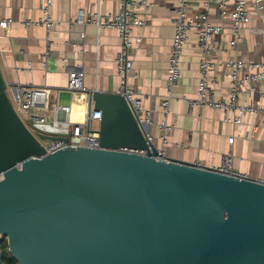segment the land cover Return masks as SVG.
I'll return each mask as SVG.
<instances>
[{
	"label": "water",
	"instance_id": "obj_1",
	"mask_svg": "<svg viewBox=\"0 0 264 264\" xmlns=\"http://www.w3.org/2000/svg\"><path fill=\"white\" fill-rule=\"evenodd\" d=\"M91 106L101 148L46 154L68 138L28 128L0 66V244L19 264H264L263 180L164 156L119 91Z\"/></svg>",
	"mask_w": 264,
	"mask_h": 264
},
{
	"label": "crops",
	"instance_id": "obj_2",
	"mask_svg": "<svg viewBox=\"0 0 264 264\" xmlns=\"http://www.w3.org/2000/svg\"><path fill=\"white\" fill-rule=\"evenodd\" d=\"M148 2L151 6L143 13L146 26L133 30L134 36H141L142 41L131 50L134 62L127 84L135 89L144 107L152 110L150 131L155 136L154 143L166 157L209 167L219 166L223 155L231 152L240 172L264 181L261 112H248L240 124H233L224 120V112L219 109L195 106L193 113L189 111V100L197 96L199 61L203 56L195 31L190 32L183 50L182 75L172 89L166 117L171 129L168 141L162 142L160 122L165 118L162 100L169 85L168 65L178 0ZM248 2L251 19L243 30L244 43L230 46L228 42L233 34L226 21L221 37L228 42L210 54L216 61L211 79L219 98H229L231 80L226 66L229 59L241 56L246 60L264 61V0ZM256 2L260 7L255 6ZM46 4L47 0H0V15L14 19L9 29L0 27V66L7 90L11 93L12 87L18 84L49 86L52 100L61 105L72 104L73 118L83 120L84 102H72V93L66 87L69 72H82L90 90L118 91L121 78L116 57L121 38L115 29L98 31L94 24L76 19L80 12L116 13L122 0H51L50 16L54 24L50 29L36 23L45 19ZM201 6L202 0H193L187 9L194 12ZM211 16L213 21H221L215 7L211 8ZM81 32H86V37L82 38ZM63 58H67L66 64ZM238 101L263 105L264 82L252 92L243 90ZM231 136L235 137L233 143L229 141Z\"/></svg>",
	"mask_w": 264,
	"mask_h": 264
},
{
	"label": "built area",
	"instance_id": "obj_3",
	"mask_svg": "<svg viewBox=\"0 0 264 264\" xmlns=\"http://www.w3.org/2000/svg\"><path fill=\"white\" fill-rule=\"evenodd\" d=\"M192 1L178 0V5L175 8V33L168 65L169 85L167 94L162 100L165 118L160 122L163 143L168 141L171 127L166 117L169 113L170 100L173 96L172 89L182 75L183 50L191 31H195L197 34V45L203 56L199 61L197 96L189 100L190 113H193L195 106H207L222 110L224 112V120L233 124H240L243 116L248 112H261L264 118V104L255 106L252 104H241L238 101V96L243 90L252 92L255 90L256 85L264 82V61L246 60L244 57L237 56L226 62V66L229 69L228 76L231 80L230 94L227 99L217 96L215 82L211 79V73L215 69L216 61L210 57V54L218 52L228 42L221 37L225 22H229L233 34L228 42L230 46L237 47L245 41L243 30L251 19L248 0H202L200 9L189 12L187 7ZM258 5V2H256L255 6L257 8L260 7ZM50 6L51 0H47V4L44 7L45 19L36 22L45 24L48 29L54 24L50 16ZM150 6L151 4L148 0H122L121 8L116 13L102 14L96 12L88 15L80 12L76 19V21L94 24L98 31L117 30L121 38V48L116 57L117 72L121 78V87L118 91L126 97L148 144L155 141V136L150 131L152 110L144 107L142 99L137 95L135 89L127 84V77L131 73L134 62L131 50L142 41L141 36H134L133 30L136 27L144 28L146 26L147 20L143 13ZM213 7L216 8L219 14L220 22H215L212 19L211 8ZM13 21L12 17H2L0 15V27L3 29H9ZM26 23L30 24L31 22ZM80 36L82 38L86 37V32H81ZM63 63H67V58H63ZM66 87L72 93V102H84L83 120H75L73 118L72 104L61 105L56 102L52 105L51 88L49 86L18 84L12 87L9 96L15 110L34 134L42 133L68 138L67 140H41L46 154L64 149L65 146L101 148L99 133L96 131L98 127H95L93 123L94 121H100L103 112L94 106L89 108V102L95 90H90L86 86L84 74L80 71L69 72ZM234 138V136H231L229 141L233 143ZM118 150L146 154L143 149L121 147ZM157 158L162 157L158 155ZM196 164L200 165L199 163ZM18 166L20 167V164ZM214 168L215 171L225 175L238 178L248 177L235 167L234 156L231 152L224 154L221 164ZM3 179L4 173L0 172V182Z\"/></svg>",
	"mask_w": 264,
	"mask_h": 264
},
{
	"label": "trees",
	"instance_id": "obj_4",
	"mask_svg": "<svg viewBox=\"0 0 264 264\" xmlns=\"http://www.w3.org/2000/svg\"><path fill=\"white\" fill-rule=\"evenodd\" d=\"M0 248L3 252L5 264H19L18 260L10 253L6 239L0 244Z\"/></svg>",
	"mask_w": 264,
	"mask_h": 264
},
{
	"label": "rangeland",
	"instance_id": "obj_5",
	"mask_svg": "<svg viewBox=\"0 0 264 264\" xmlns=\"http://www.w3.org/2000/svg\"><path fill=\"white\" fill-rule=\"evenodd\" d=\"M55 103V101L54 100H52V105ZM99 124V121H96L95 123H94V126H97Z\"/></svg>",
	"mask_w": 264,
	"mask_h": 264
},
{
	"label": "bare ground",
	"instance_id": "obj_6",
	"mask_svg": "<svg viewBox=\"0 0 264 264\" xmlns=\"http://www.w3.org/2000/svg\"><path fill=\"white\" fill-rule=\"evenodd\" d=\"M83 116H84V113H83Z\"/></svg>",
	"mask_w": 264,
	"mask_h": 264
}]
</instances>
